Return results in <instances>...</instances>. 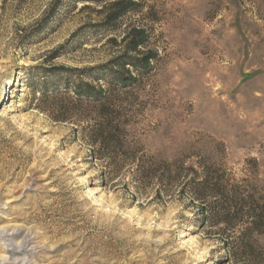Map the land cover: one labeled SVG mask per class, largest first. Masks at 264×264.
<instances>
[{
    "label": "rangeland",
    "instance_id": "rangeland-1",
    "mask_svg": "<svg viewBox=\"0 0 264 264\" xmlns=\"http://www.w3.org/2000/svg\"><path fill=\"white\" fill-rule=\"evenodd\" d=\"M126 3L108 28V10L90 0H0V264H234L221 239L250 219L201 223L183 182L159 196L125 158L177 163L186 176L203 166L248 210L264 201V0ZM133 27L145 41L130 57L120 35ZM123 55L149 62L131 68L133 85L109 86L125 122L115 174L95 159L93 121L76 122L66 86Z\"/></svg>",
    "mask_w": 264,
    "mask_h": 264
},
{
    "label": "trees",
    "instance_id": "trees-1",
    "mask_svg": "<svg viewBox=\"0 0 264 264\" xmlns=\"http://www.w3.org/2000/svg\"><path fill=\"white\" fill-rule=\"evenodd\" d=\"M90 1L101 4L100 13L108 10L102 20L103 26L108 28H115L114 24L120 22L123 14L133 7L126 3L127 0H114L110 4L111 9L108 6L110 0ZM116 32L120 33V31ZM120 36H122L121 42L124 44L126 50L125 55L131 53L130 57L139 52V48L145 41L141 28H130ZM125 57L123 55L122 58H114L106 64L92 67L96 71L104 70V73L91 74L88 76L90 78L87 82L84 80L85 78L80 77L73 86H66L67 89L70 88L67 91L75 89L76 122L93 121L90 125L91 133L88 142L93 147L95 159L107 162L109 168L115 169L113 170L115 174L121 173V169L126 165L116 162V157L113 158L110 155L111 151L123 148L125 122L111 110L113 99L110 87L124 90L133 85L136 77L132 73L131 68L138 70L149 62V58ZM58 70L65 71L64 68ZM39 93L42 98L47 96L45 90L41 89ZM85 104L92 108V116L88 117L83 114ZM66 113H70V110H67ZM60 117L58 118L60 120L66 119V116ZM98 153L101 154L98 155ZM125 160L128 161L127 164L129 163L136 167L135 171L139 173V180L144 183L156 181L159 184V196L162 195L163 191L165 193L175 191L173 189L183 182V187L180 191L190 190L193 200L199 203L198 212L204 215L201 223L206 224L209 219L206 214L210 213L209 216L212 217L208 220L210 221L209 223L215 226L225 225V228L232 230L240 222L250 219L249 226L245 228V231L240 236L236 237V240L231 241V239L227 238H222L221 240L224 247L228 249L234 264H241L242 261H245L246 264H264V247L258 243L257 237L258 235H264V201L256 199L252 203V209L248 210L245 198L240 197L237 192H230L228 184L222 177H212L203 166H199L198 169L189 167L188 170L191 172V175L186 176L182 172L184 169L183 165L175 168L174 166L177 163H167L166 160L163 163H159L160 165L156 167L148 166L147 163L138 158L134 153L125 158ZM161 185L165 187V190L161 189ZM226 194L227 200L225 203L219 201ZM208 198L216 200V202L211 203L212 205L210 204V208L206 204Z\"/></svg>",
    "mask_w": 264,
    "mask_h": 264
},
{
    "label": "bare ground",
    "instance_id": "bare-ground-1",
    "mask_svg": "<svg viewBox=\"0 0 264 264\" xmlns=\"http://www.w3.org/2000/svg\"><path fill=\"white\" fill-rule=\"evenodd\" d=\"M11 239V238H10ZM11 242V241H10ZM11 254V253H10Z\"/></svg>",
    "mask_w": 264,
    "mask_h": 264
}]
</instances>
